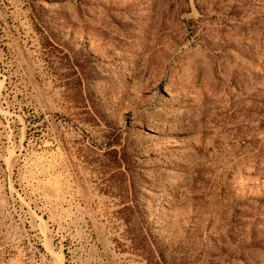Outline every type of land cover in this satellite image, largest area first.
<instances>
[{
	"label": "rangeland",
	"instance_id": "1",
	"mask_svg": "<svg viewBox=\"0 0 264 264\" xmlns=\"http://www.w3.org/2000/svg\"><path fill=\"white\" fill-rule=\"evenodd\" d=\"M0 264H264V0H0Z\"/></svg>",
	"mask_w": 264,
	"mask_h": 264
}]
</instances>
